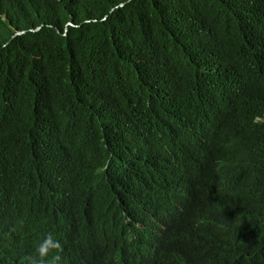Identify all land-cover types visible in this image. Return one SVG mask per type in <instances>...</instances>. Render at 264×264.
Returning <instances> with one entry per match:
<instances>
[{
  "label": "trees",
  "instance_id": "obj_1",
  "mask_svg": "<svg viewBox=\"0 0 264 264\" xmlns=\"http://www.w3.org/2000/svg\"><path fill=\"white\" fill-rule=\"evenodd\" d=\"M49 234L264 264V0H0V264Z\"/></svg>",
  "mask_w": 264,
  "mask_h": 264
},
{
  "label": "clouds",
  "instance_id": "obj_2",
  "mask_svg": "<svg viewBox=\"0 0 264 264\" xmlns=\"http://www.w3.org/2000/svg\"><path fill=\"white\" fill-rule=\"evenodd\" d=\"M63 252L59 241L55 240L51 234L40 243L36 254L32 258V262L43 264H61L58 254ZM51 257V259H50Z\"/></svg>",
  "mask_w": 264,
  "mask_h": 264
}]
</instances>
